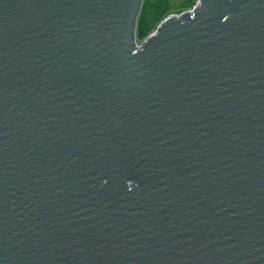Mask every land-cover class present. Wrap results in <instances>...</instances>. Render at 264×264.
Returning <instances> with one entry per match:
<instances>
[{"label": "water", "instance_id": "obj_1", "mask_svg": "<svg viewBox=\"0 0 264 264\" xmlns=\"http://www.w3.org/2000/svg\"><path fill=\"white\" fill-rule=\"evenodd\" d=\"M0 0V264H264V0Z\"/></svg>", "mask_w": 264, "mask_h": 264}, {"label": "rangeland", "instance_id": "obj_2", "mask_svg": "<svg viewBox=\"0 0 264 264\" xmlns=\"http://www.w3.org/2000/svg\"><path fill=\"white\" fill-rule=\"evenodd\" d=\"M164 1L165 0H148V3L151 2L155 7L157 4L161 5ZM197 2L198 0H168L167 5L164 6L165 17H161L156 20V17L153 14H149L148 20L144 26L137 22V43L141 44L150 34L155 32L157 27L167 16L172 14L180 15L184 11L192 10L196 6Z\"/></svg>", "mask_w": 264, "mask_h": 264}, {"label": "trees", "instance_id": "obj_3", "mask_svg": "<svg viewBox=\"0 0 264 264\" xmlns=\"http://www.w3.org/2000/svg\"><path fill=\"white\" fill-rule=\"evenodd\" d=\"M167 1L165 0L164 2H162L161 5L157 4L155 7L154 5L149 2L148 0H144L140 15H139V19H138V23L141 25H145L146 21L148 20V15H154L156 17V20H158L161 17H165V13H164V9H165V5H167ZM147 31V30H146Z\"/></svg>", "mask_w": 264, "mask_h": 264}]
</instances>
